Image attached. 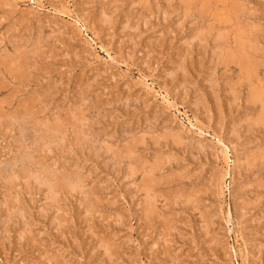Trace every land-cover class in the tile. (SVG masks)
Segmentation results:
<instances>
[{
    "label": "rangeland",
    "instance_id": "obj_1",
    "mask_svg": "<svg viewBox=\"0 0 264 264\" xmlns=\"http://www.w3.org/2000/svg\"><path fill=\"white\" fill-rule=\"evenodd\" d=\"M0 83V264H264V0H0Z\"/></svg>",
    "mask_w": 264,
    "mask_h": 264
},
{
    "label": "bare ground",
    "instance_id": "obj_2",
    "mask_svg": "<svg viewBox=\"0 0 264 264\" xmlns=\"http://www.w3.org/2000/svg\"><path fill=\"white\" fill-rule=\"evenodd\" d=\"M197 1H198V0H197ZM209 2H210V1H209ZM205 4H206V3H205ZM210 6H211V5H210ZM210 8H211V7H210ZM210 8H209V9H210ZM236 11H237V10H236ZM237 14H238V13H237ZM226 17H227V16H226ZM211 29H212V28H211ZM228 36H229V35H228ZM220 39H221V38H220ZM249 39H250V38H249ZM235 40H236V39H235ZM240 40H241V39H240ZM250 40H252V39H250ZM250 40H249V41H250ZM244 41H245V40H244ZM246 41H247V40H246ZM252 41H253V40H252ZM221 42H222V41H221ZM242 42H243V41H242ZM244 43H245V42H244ZM247 43H248V42H247ZM224 45H225V44H224ZM239 46H240V45H239ZM241 46H242V45H241ZM234 47H235V46H234ZM225 48H226V47H225ZM238 48H239V47H238ZM222 49H223V48H222ZM233 49H234V48H233ZM240 49H241V48H240ZM244 49H245V48H244ZM253 49L256 50L255 45H254ZM13 50H14V49H13ZM236 50H237V49H236ZM224 51H225V50H224ZM245 51H246V50H245ZM250 51H251V50H250ZM23 52H24V51H23ZM225 52H226V51H225ZM240 52H241V50H240ZM247 52H248V50H247ZM254 52H256V51H254ZM244 53H245V52H244ZM248 53H249V52H248ZM229 54H230V53H229ZM245 54H246V53H245ZM245 54H244V55H245ZM255 54H256V53H255ZM9 55H10V54H9ZM242 55H243V54H242ZM27 56L29 57V55H27ZM219 56H221V55H219ZM22 57H23V56H22ZM28 57H27V58H28ZM251 57H252V60H253V56H251ZM12 58H13V57H12ZM18 58H19V57H18ZM226 58H227V57H226ZM243 58H244V56H243ZM248 58H249V57H248ZM248 58H247V59H248ZM14 59H15V57H14ZM233 59H236V58H233ZM249 59H250V58H249ZM18 60H19V59H18ZM222 60H223V59H222ZM238 60H239V59H238ZM250 60H251V59H250ZM252 60H251V61H252ZM254 60H255V58H254ZM4 61H8V60H4ZM12 61H13V59H12ZM16 61H17V60H16ZM19 61H21V60H19ZM19 61H18V64H19ZM23 61H24V60H23ZM230 61H231V59H230ZM236 61H237V60H236ZM239 61H241L242 64L245 66V68H246L245 71H246L247 73H249L248 71L251 70V69L254 70V67H253V63H254V61H252V62L250 61L252 64H250L249 62H247V60H246L245 58H244V59L241 58V60H239ZM239 61H237V63H239ZM30 62H31V61H30ZM8 63H9V61H8ZM12 63H13V62H12ZM228 63H229V62H228ZM231 63H233V62L231 61ZM3 64H5V63H3ZM240 64H241V63H239L238 65H240ZM255 64H257V63L255 62ZM7 65H8V64H7ZM15 65H16V64H15ZM4 66H5V65H4ZM8 66H9V65H8ZM8 66H6L5 69L8 68ZM12 68H13V66H12ZM17 68L19 69V67H16V69H15V68H13V69H15V71H17V70H18ZM24 68L26 69V67H24ZM24 68H23V69H24ZM28 68H29V67H28ZM255 69H256V68H255ZM12 72H14V71H12ZM256 72H257V71H256ZM256 72H255V73H256ZM21 73H23V72H21ZM21 73H20V74H21ZM29 73H30V72H29ZM255 73H254V74H255ZM10 74H11V73H10ZM13 75H15V72H14ZM16 75H19V73L17 72ZM21 75H22V74H21ZM245 75H246V74H245ZM247 75H248V74H247ZM25 76H26V75H25ZM251 76H252V75H251ZM1 77H2V76H1ZM15 77H16V76H15ZM21 77H22V76H21ZM26 77H27V76H26ZM254 77H255V76H254ZM21 79H22V78H21ZM25 79H26V78H25ZM23 80H24V79H23ZM27 80H28V79H27ZM248 80H249V79H248ZM248 80H247V81H248ZM259 80H260V79H259ZM254 81H255V80H254ZM262 82H263V81H262ZM255 83H257V81H256ZM0 84H2V83H0ZM25 87H26V86H25ZM251 87L253 88V86H251ZM258 88H259V87H258ZM1 89H2V88H1ZM38 90H39V89H38ZM261 90H262V89H261ZM261 90H260V91H261ZM254 91H256V90H254ZM257 91H258V90H257ZM39 93H40V92H39ZM257 93H258V92H257ZM261 93L264 94L263 91H262ZM37 94H38V93H37ZM255 94H256V93H255ZM258 94H259V93H258ZM35 95H36V94H35ZM41 95H42V94H41ZM251 95L254 96V94H251ZM11 97H12V96H11ZM258 97H259V96H258ZM258 97H257V98H258ZM45 98H46V97H45ZM254 98H255V101H258V99H259V98L256 99V97H254ZM251 99H252V98H251ZM29 100L32 101V99H29ZM9 101H10V100H9ZM260 101H261V99H260ZM12 102H13V101H12ZM28 102H29V101H27V104H28ZM32 102L34 103V101H32ZM37 102H38V100H37ZM33 103H32V104H33ZM43 103H44V102H43ZM250 103H251V102H250ZM259 103H260V102H259ZM259 103H258V104H259ZM2 104H3V103H2ZM2 104H1V105H2ZM27 104H26V105H27ZM36 104H37V103H36ZM261 104H262V103H261ZM261 104H260V105H261ZM8 105H9V103H8ZM11 105H13V104H11ZM22 106H23V104H22ZM33 106H34V105H33ZM0 107H1V106H0ZM23 107H24V106H23ZM29 107H30V106H29ZM261 107H262V106H261ZM5 108H6V107H5ZM10 108H11V107H10ZM20 108H21V107H20ZM25 108H26V107H25ZM31 108H32V107H31ZM33 108H35V107H33ZM262 108H264V107H262ZM46 109H47V108H46ZM2 110H3V109H2ZM5 110H6V109H5ZM31 110H32V109L28 108V106H27V109H25V111L21 113V115H22L21 117H20L19 114H17V115H19V117H17V116H12V115H10V114H6V116L8 115V117L12 116V117H10V121L13 122V124H15V125L18 124V126L20 127V129H17V130L20 131V134H21L22 138H23L25 141H28V140H26V139H29V140L33 139V137H32V138L30 137L31 139L29 138L30 134L33 133L32 128H31V126H32V123H31V122H32V121L30 122V124H29V121H28V120L32 119ZM7 111H8V110H7ZM7 111H6V112H7ZM14 111H15V110H14ZM20 111H21V110H20ZM20 111H18V112H20ZM40 111H41V110H40ZM81 111H82V110H81ZM263 111H264V110H263ZM0 112H1V114H3L2 111H0ZM35 112H39V111H36V110H35ZM41 113H42V112H41ZM83 113H84V112H83ZM83 113H82V114H83ZM4 116H5V115H4ZM34 116H35V115H34ZM54 116H55V115H54ZM0 117L2 118V116H0ZM37 117H38V116H37ZM75 117H77V116H75ZM262 117H264V115H263ZM54 118H55V117H54ZM78 118L80 119L79 116H78ZM3 119H4V118H2V120H3ZM33 119H34V118H33ZM61 119H62V118H61ZM64 119H65V118H64ZM72 119H73V118H72ZM84 119H85V118H84ZM90 119H91V118H90ZM262 119H263V118H262ZM2 120H1V121H2ZM5 120H7V118H6ZM58 120H59V119H58ZM65 120L67 121V123H66ZM65 120H64V121H65V122H64V126H65V127H66V125H67L68 123H69L70 126L72 127V124L75 122V125H76V123H77L76 121H78L77 118H74L75 121H74V120H71V118H69V119H65ZM69 120H71V121H69ZM55 121H56V120H55ZM55 121H54V122L52 121L53 124L55 123ZM60 121H61V120H60ZM5 122H6V121H5ZM81 122H82V121H80V123H81ZM91 122H92V121H91ZM262 122H263V121H262ZM42 123H43V122H42ZM65 123H66V124H65ZM78 123H79V121H78ZM78 123H77V125H79ZM13 124H11V125H13ZM39 124H40V123H39ZM39 124H37V125H39ZM45 124H46V123H45ZM45 124H43V125H45ZM50 124H51V123H50ZM50 124H49V125H50ZM55 124H56V123H55ZM40 125H41V124H40ZM56 125H59V124L57 123ZM60 125H61V124H60ZM62 125H63V123H62ZM73 125H74V124H73ZM77 125H76V126H77ZM46 126H48V125L46 124ZM51 126H52V124H51ZM51 126H50V127H51ZM76 126H73V128H72V129H73V133L76 131V130L74 129V127H76ZM29 127H30L31 129H29ZM38 127H39V126H38ZM43 127H44V126H43ZM77 127H78V126H77ZM36 128H37V127H36ZM36 128H35V129H36ZM44 128H45V127H44ZM81 128H82V127H81ZM37 129H38V128H37ZM65 129H66V128H65ZM67 129H68V127H67ZM72 129H70L71 132H72ZM89 129H90V128H89ZM49 130H51V132L54 133V135H52V137H53V136H54V137H57L58 141H59V140H60V141L64 140L63 136L66 137V136H65V133H67V132H66V130H64V127L62 128V127L56 126L55 128L52 127V129H49ZM83 130H84V129H83ZM83 130H78V132H79V131L82 132ZM47 131H48V129H47ZM47 131H46V132H47ZM67 131H68V130H67ZM40 132H41V130H40ZM80 132H79V133H80ZM85 132H86V131H85ZM41 133H42V132H41ZM52 133H49L50 136H51ZM73 133H72V134H73ZM33 134H34V133H33ZM43 134L45 135L44 138L48 139V137H49L48 135H49V134L46 135L45 130H44ZM103 134H104V133H103ZM77 135H78V136H76V137L74 136V139H75V140H76V139H79V137H80L79 134H77ZM81 135H82V134H81ZM85 135H86V134H85ZM177 135H178V134H177ZM32 136H34V135H32ZM86 136L88 137V135H86ZM91 136H92V134H91ZM101 136H102V135H101ZM52 137H51V138H52ZM60 137H61V138H60ZM95 137H96V136H95ZM107 137H108V136H107ZM35 138H36V137H35ZM51 138L49 137V139H51ZM62 138H63V139H62ZM66 138H67V137H66ZM83 138H84V137H83ZM91 138L94 139V137H91ZM91 138H90V139H91ZM96 138H97V137H96ZM37 139H39V138L37 137L36 140H37ZM52 139H53V138H52ZM61 139H62V140H61ZM81 139H82V136L80 137V140H81ZM87 139H88V138H87ZM87 139H86V140L84 139V143L86 142V144L90 143V142H89V139H88V142H87ZM93 139H92L91 141H96V139H95V140H93ZM24 140L21 139V142L23 143ZM36 140L34 139V141H36ZM40 140H42L41 137H40ZM40 140H37V141H40ZM66 140H67V139H66ZM80 140H76V141L78 142V141H80ZM82 140H83V139H82ZM17 141H19V139H17ZM17 141H16V142H17ZM55 141L57 142L56 139H53V142H55ZM76 141H75V142H76ZM19 142H20V141H19ZM21 142H20V143H21ZM49 142H50V140H49ZM75 142H73V143H75ZM80 142H81V141H80ZM96 142H97V141H96ZM26 143L29 144L30 142L28 141V142H26ZM31 143H33V142L31 141ZM31 143H30L29 145H31V147H32L33 145H32ZM47 143H48V142H47ZM61 143H62V142H61ZM84 143H82V144L84 145ZM94 143H95V142H94ZM17 144H18V143H17ZM33 144H35V143H33ZM41 144H42V143H41ZM54 144H55V143H54ZM59 144H60V142H59ZM59 144H58V146H59ZM63 144H64V143H63ZM95 144H96V143H95ZM23 145H24V143H23ZM23 145L21 144V149H23ZM29 145H27L26 148H29ZM35 145H36V144H35ZM55 145H56V144H55ZM60 145H61V144H60ZM77 145H78V144H77ZM88 145H89V144H88ZM24 146H25V145H24ZM61 146H63V145H61ZM49 147H50V146H49ZM63 147H65V146H63ZM66 147H67V146H66ZM90 147L92 148L91 144H90ZM26 148L24 147V149H26ZM33 148H34V147H33ZM60 148H61V147H60ZM93 148H94V147H93ZM95 148H96V147H95ZM263 148H264V147H263ZM24 149H23V150H24ZM84 149H85V148H84ZM23 150H22V151H23ZM38 150H39V149H38ZM90 150H91V149H90ZM93 150H94V149H93ZM97 150H98V149H97ZM127 150H128V149H127ZM132 150H133V149H132ZM18 151H19V150H18ZM20 151H21V150H20ZM22 151H21V152H22ZM35 151H36V150H35ZM23 152H24V151H23ZM36 152H37V151H36ZM58 152H59V151H58ZM111 152H112V151H111ZM127 152H128V151H127ZM127 152H126V153H127ZM28 153H29V152H27V154H24V155L22 154L21 157H17V155H18V154H17V155H16L17 160H13V162L15 161L14 164H12V163H11V165L8 164V165H10V168L12 169V168L15 167L16 165H18V163L23 164L24 167H26V165H27L29 162L32 164V162L30 161V158H31V157H30V155H28ZM30 153H31V152H30ZM124 153H125V152H124ZM38 154H39V153H38ZM19 155H20V154H19ZM31 155H32V154H31ZM36 155H37V154H36ZM112 155H113V154H112ZM122 155H123V154H122ZM134 156H135V155H134ZM122 157H123V156H122ZM123 158H124V157H123ZM31 159H32V158H31ZM40 159H41V158H40ZM37 160H38V159H37ZM11 161H12V160H11ZM118 161H119V160H118ZM132 161H134V160H132ZM5 163H6V162H5ZM9 163H10V162H9ZM133 163H134V162H133ZM31 164H30V165H31ZM35 164H36V163L34 162V165H35ZM142 164H143V163H142ZM155 164H156V163H155ZM2 165H3V164H2ZM23 165H21V166H23ZM21 166H20V169H21ZM32 166H33V165H32ZM141 166H142V165H141ZM27 167H28V165H27ZM160 167H161V166H160ZM4 168H5V169H4ZM6 168H8V167H7V166L4 167V165H3V168L1 169V170L4 169V170H3V173L8 172ZM40 168H44V167L41 166ZM20 169H19V170H20ZM140 169H141V168H140ZM148 169H149V168H148ZM153 169H154V168H153ZM19 170H18V171H19ZM46 170H47V169H46ZM146 170H147V169H146ZM146 170H145V172H146ZM151 170H152V169H151ZM10 171H11V170L9 169V172H10ZM24 171H25V170H24ZM30 171H31V169H30ZM30 171H29V172H30ZM40 171H41V170H40ZM147 171H148V170H147ZM158 171H159V170H158ZM44 172H46L45 169H44ZM48 172H49V171H47V174H48V176H49L50 173H48ZM50 172L52 173V171H50ZM53 172H54V171H53ZM133 172H134V170H133ZM133 172H131L132 175L135 174V173L133 174ZM135 172H137V171L135 170ZM10 173H11V172H10ZM13 173H14V172H13ZM88 173H89V172H88ZM150 173H151V172H150ZM153 173H154V172H153ZM155 173H157V172H155ZM20 174H22V173H20ZM47 174H46L45 176H47ZM73 174H74V173H73ZM3 175H4V174H3ZM12 175H13V174H12ZM12 175H11V176H12ZM24 175H25V174H24ZM69 175H72V174L70 173ZM144 175H145V173H144ZM9 176H10V175H9ZM41 176H42V175H41ZM150 176H151V175H150ZM12 177H13V176H12ZM12 177H11V178H12ZM19 177H20V176H19ZM34 177H35V176H34ZM52 177H53V174H52ZM56 177H57V176H56ZM62 177H63V176H62ZM71 177H72V176H71ZM73 177H74V176H73ZM73 177H72V178H73ZM75 177H77V176H75ZM9 178H10V177H9ZM36 178H39V179H40V177H36ZM36 178H35V179H36ZM43 178H45V177H43ZM49 178H51V176H49ZM84 178H85V177H84ZM13 179H15V175H14V178H13ZM39 179H38L37 181H39ZM46 179H47V181L45 180V183L48 184V177H46ZM56 179H60V178L57 177ZM70 179H71V178H70ZM73 179H75V178H73ZM81 179H82V178H81ZM152 179H153V178H152ZM9 180H10V179H9ZM27 180H29V178H27ZM27 180H26V181H27ZM54 180H55V178H54ZM68 180H69V179H68ZM68 180H67V182H68ZM78 180H79V182H83V181L80 180V178H78L76 181H78ZM84 180H85V179H84ZM87 180H88V179H87ZM146 180L148 181V179H146ZM149 180H150V179H149ZM10 181H11V180H10ZM10 181H9L8 183H10ZM17 181H18V180H17ZM26 181H25V182H26ZM63 181L66 182L65 180H63ZM156 181H157V180H156ZM30 182H31V181H30ZM39 182H40V181H39ZM39 182H38V183H39ZM61 182H62V181L56 180L55 183H50V184H52V185H51V188H50L49 185H48V186H49V188H50L51 191H52V189H54V188H55L57 191H60V190L64 189V187H66V186H64V184L62 185ZM69 182H70V181H69ZM73 182H74V181H72L71 183L73 184ZM79 182H78V183H79ZM143 182H144V180H143ZM159 182H160V181H159ZM43 183H44V179H43ZM45 183H44V185H45ZM62 183H63V182H62ZM71 183H70V184H71ZM76 183H77V182H76ZM147 183H148V182H147ZM147 183H146V181H145V184H147ZM153 183H154V182H153ZM161 183H162V182H161ZM163 183H164V182H163ZM10 184H11V183H10ZM35 184H36V183H35ZM68 184H69V183H68ZM70 184H69V185H70ZM74 184H75V183H74ZM74 184H73V186H74ZM79 184H83V183H79ZM154 184H155V183H154ZM37 185H38V184H37ZM75 185H76V184H75ZM141 185H142V183H141ZM143 185H144V184H143ZM12 186H13V185H12ZM38 186H39V185H38ZM77 186H78V185H76L75 187H77ZM148 186H149V185H148ZM70 187H71V186H70ZM143 187H144V186H143ZM149 187L151 188V186H149ZM15 188H16V187H15ZM47 188H48V187H47ZM68 188H69V186H68ZM138 188H139V187H138ZM145 188H146V187H145ZM145 188H144V189H145ZM9 189H10V188H9ZM70 189H73V188H70ZM74 189H75V188H74ZM81 189H82V188H81ZM142 189H143V188H142ZM48 190H49V189H48ZM50 190H49V191H50ZM77 190H78V189H77ZM146 190H148L147 193H149V191H151V190L148 189V188H147ZM65 191H66V190H65ZM93 191H94V190H93ZM95 191H96V190H95ZM139 191H140V190H139ZM152 191H153V190H152ZM54 192H56V191H54ZM54 192H53V194H54ZM89 192H90V191H88V193H89ZM145 192H146V191H145ZM60 193H61V192H60ZM83 193H86V192H83ZM90 193H91V192H90ZM94 193H95V192H94ZM94 193L92 192V195H93ZM152 193H153V192H152ZM156 194H157V193H156ZM157 195H158V194H157ZM157 195H156V196H157ZM188 195H189V194H188ZM87 196H88V195H87ZM90 196H91V195H90ZM46 197H48V196H46ZM51 197H52V196H51ZM144 197H145V196H144ZM158 197H159V196H158ZM87 198H88V197H87ZM154 198H155V195H154ZM154 198H153V199H154ZM164 198H165V197H164ZM47 199H48V198H47ZM49 199H50V198H49ZM157 199H158V198H157ZM166 199H167V198H166ZM192 199H193V198H192ZM158 200H159V199H158ZM91 201H92V200H91ZM147 202H149V201H147ZM184 202H185V201H184ZM54 203H55V202H54ZM89 203H90V202H89ZM51 204H52V203H51ZM57 204H58V203H57ZM150 204H152V203H150ZM168 204H169V203H168ZM46 205H47V204H46ZM100 206H101V205H100ZM89 207H90V206H89ZM93 208H94V207H93ZM93 208H92V209H93ZM87 209H88V208H87ZM90 209H91V208H90ZM93 210H95V209H93ZM166 218H167V216H166ZM166 224H167V223H166ZM163 225H164V224H163Z\"/></svg>",
    "mask_w": 264,
    "mask_h": 264
}]
</instances>
